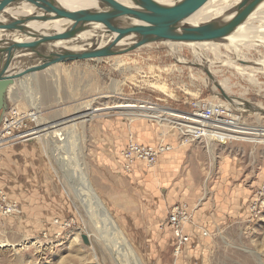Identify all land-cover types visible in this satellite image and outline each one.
<instances>
[{
	"label": "rangeland",
	"instance_id": "374dc122",
	"mask_svg": "<svg viewBox=\"0 0 264 264\" xmlns=\"http://www.w3.org/2000/svg\"><path fill=\"white\" fill-rule=\"evenodd\" d=\"M253 39L246 44H255L240 46L245 60L236 59L224 39L213 41L216 53L201 48L208 58L202 63L191 43H150L120 55L60 63L32 79L41 96L39 114L46 122L57 126L76 115L82 160L68 155L67 149L62 157L73 169L84 167L83 175L140 264H184L182 255L173 254L174 236L166 220L174 203L191 197L194 202H186L192 222L185 229L191 232L187 246L195 247L185 253L189 264H264V203H255L264 183V114L251 108L264 110V43ZM228 62L247 66L246 72ZM205 68L220 85L226 83V94L244 103L240 107L245 110L237 114L255 140L235 136L213 145L211 152L208 140L182 142L180 125L130 115L154 113L180 122L181 111L189 110L195 100L226 101ZM15 92L5 113L33 109H28L26 98L16 100ZM84 118L88 120L81 123ZM39 127L43 133L37 139L45 145L23 139L6 144L0 153V190L19 209L14 214L0 212V245L8 244L0 246V264H115L73 200L69 176L46 139L48 133ZM140 136L173 147L172 169L164 171L167 180L156 177L153 183L151 177L129 174L120 166L119 150L129 137ZM174 140L196 145L192 159L174 149ZM240 194L243 200L233 202ZM252 208L259 210L256 216ZM203 230L208 235L202 236Z\"/></svg>",
	"mask_w": 264,
	"mask_h": 264
},
{
	"label": "water",
	"instance_id": "95a60500",
	"mask_svg": "<svg viewBox=\"0 0 264 264\" xmlns=\"http://www.w3.org/2000/svg\"><path fill=\"white\" fill-rule=\"evenodd\" d=\"M206 1L172 0L165 4L157 0H129L130 5L127 6L116 0H94L89 5L76 4L77 0L63 3L52 0H0V11L6 7H31L34 11L17 18L0 16V31H6L1 32L4 33L2 35L18 31L25 36L23 40L0 37V122L8 100H13L16 86L26 76L33 79L31 76L36 73L60 63L120 55L155 42L222 40L264 0H241L235 14L226 22L213 20L183 25V20ZM55 17H60L61 21L47 29L30 26L31 22L45 23ZM90 23L98 25L99 35L112 33L111 38L101 45L80 50L54 46L56 42L77 39ZM126 37H132L133 41L122 44ZM94 39L87 38L86 42ZM47 44L51 49L46 47ZM24 54L30 55L21 56ZM14 61H26L27 65L16 71L12 67ZM203 70L219 89L222 98L231 103L234 99L226 94L210 70ZM251 108L264 114V110Z\"/></svg>",
	"mask_w": 264,
	"mask_h": 264
},
{
	"label": "bare ground",
	"instance_id": "6f19581e",
	"mask_svg": "<svg viewBox=\"0 0 264 264\" xmlns=\"http://www.w3.org/2000/svg\"><path fill=\"white\" fill-rule=\"evenodd\" d=\"M56 2H66V0H52ZM119 3H122L124 5L129 6L130 2L129 0H116ZM162 3H169L172 0H157ZM241 0H207L200 8H198L193 14H191L189 17L183 20V25H197L209 21H220V22H226L232 18V16L236 12V7L238 3ZM94 2V0H77L76 4L80 5H89L90 3ZM33 9L31 7L29 8H20V7H6L0 11V16L4 17H10L13 15H24L25 13H33ZM60 17H55L47 22H52L58 24L61 19ZM66 20V19H64ZM255 21L259 22V24H254ZM45 22V23H47ZM44 23L39 22H31L30 26L34 28H41L40 25H43ZM41 29H47V28H41ZM98 25L95 23H90L88 25V29L82 33H80L77 37V39H69L66 41H60L53 43L55 47H64L69 50H80L88 47H94L97 45H101L105 43L109 38H111L112 33L108 34H98ZM4 33H1V35ZM23 36V35H22ZM95 38L93 41L86 42L87 38ZM253 37L255 39L260 40V42L264 43V1H262L253 11L252 13L247 17V19L242 22L236 29L227 35L224 40H227L226 47L235 53V58L239 60H245V55L241 52L240 46H246L249 43L246 44V42L249 41V39ZM15 38H21V35H16ZM25 38V36H24ZM133 41L132 37H126L124 38L121 43L122 44H128ZM213 41H201V42H172V41H162V42H155V43H191L194 46V54L196 55L197 61L202 62H208L207 55L202 51L201 48H207L208 50L212 51L213 53H216V44L213 43ZM252 42L251 44H253ZM250 44V45H251ZM255 44V43H254ZM207 46V47H206ZM47 48L51 49L49 45H46ZM141 47V46H140ZM139 48V47H138ZM199 53V54H198ZM30 55V54H29ZM28 56V55H26ZM202 58H201V57ZM180 61H182L181 58H179ZM25 66L26 61L22 62L19 61ZM211 63V60L209 61ZM214 62V61H212ZM245 62V61H243ZM232 66L235 67V69H239V71L247 69V66L245 67H237V65L233 62ZM228 62V64H231ZM248 63V62H247ZM24 68V67H23ZM22 69V68H20ZM19 69V70H20ZM208 69V68H207ZM211 72V70H210ZM31 78H34V76H31ZM29 80L30 82H27ZM32 79L26 78L21 79V82L19 83V88L22 89L24 98L29 102L30 106L33 109L27 110L30 112L31 119L36 118V120L39 122L40 125H38V122H36V127L32 131V135L28 137V139H34L42 143L41 140L37 139L39 134H42V131L39 126L43 130H46L47 138L49 139V144L51 145V148L54 150L56 157L58 161L62 162L61 165H63L64 173L68 177L69 184L68 186L71 187L74 191V198L73 200L77 202L78 207L82 212H84L87 217L91 220V223L93 224L95 230L97 231L98 238L101 240L100 243L104 248L108 249V252L113 256V260L115 261V264H140L139 258L136 257V253L132 247V245L126 240L123 232L118 228L115 221L111 218V216L108 214L107 210L105 209L102 200L98 197L95 190L92 188L91 184L88 182V179L86 176L83 175L85 169L84 167L78 168L75 167L74 169L72 166L68 164L69 159H64L62 157V150L67 149L68 155L72 153L73 158H80L78 157V149L80 146V135L78 133V121H76L74 114L71 120L64 121L61 124L55 126L52 122H46L42 116L39 114L41 111V105H40V93L36 91L37 89L32 87L33 84H31ZM28 83V84H27ZM116 84V83H115ZM221 87L225 88L226 83L222 82ZM18 88V87H17ZM216 97V96H215ZM219 102H222L226 104L232 111H244L245 109L241 108L244 103L242 102H236L235 100L231 101L229 104L228 101H223L221 99H218ZM137 117H147V118H156L159 121L166 120L171 123L180 125V122L177 120H168V118L161 117L162 115L159 114H149V113H136V114H130ZM85 120H88V118H84L80 120V122H84ZM50 121V120H49ZM63 121V120H62ZM54 122V121H53ZM52 130H49L51 129ZM49 130V131H48ZM49 132H55V134H49ZM243 139H253L255 140L256 137L253 136H247V135H236ZM45 139V138H44ZM18 140H10V142L7 143H14ZM214 139H208V142H212ZM22 141V140H21ZM42 145H45V143H42ZM171 149V147H170ZM81 159V158H80ZM82 160V159H81ZM98 216H97V214ZM191 217L193 215L192 210L190 211ZM100 217L101 219H99ZM189 223V220L186 222ZM185 223V224H186ZM37 246V242H34ZM33 243V244H34ZM118 245V246H117ZM0 246H8V244H1ZM20 246H25V241L20 243ZM115 246V248L113 247ZM118 249V250H117ZM253 253V252H252ZM137 258V259H136ZM138 260V263H137Z\"/></svg>",
	"mask_w": 264,
	"mask_h": 264
},
{
	"label": "built area",
	"instance_id": "2783aa9c",
	"mask_svg": "<svg viewBox=\"0 0 264 264\" xmlns=\"http://www.w3.org/2000/svg\"><path fill=\"white\" fill-rule=\"evenodd\" d=\"M30 112H17L11 110L2 116L0 122V153L10 140L25 139L32 135L36 127V118L31 119ZM30 123H33L31 126ZM240 115L237 111H232L226 104L217 101L195 100L191 102V108L187 111H181L180 130L181 141L184 143L194 141H207L214 139L216 144H225L234 140L236 135L247 134L245 126L241 124ZM244 129V130H242ZM255 131V130H254ZM249 136L255 134L248 133ZM261 137H264L261 136ZM158 143L156 145L137 144L130 140L121 150L119 157L122 159L121 167L126 172H130L133 164L141 161L146 168H152L157 163L160 154L168 151L170 145ZM1 155V154H0ZM0 156V161H1ZM256 202L264 203V183L259 187ZM261 206V205H259ZM254 216L259 212L258 209L252 208ZM189 206L185 203H177L169 210L166 224L171 229L174 236L173 254L175 257L180 256L185 246L190 243L191 232L186 230L185 223L191 221ZM0 212L5 214H14L19 212L17 206L6 200V195L0 190ZM208 235L207 231H202V236Z\"/></svg>",
	"mask_w": 264,
	"mask_h": 264
},
{
	"label": "crops",
	"instance_id": "0c3cea01",
	"mask_svg": "<svg viewBox=\"0 0 264 264\" xmlns=\"http://www.w3.org/2000/svg\"><path fill=\"white\" fill-rule=\"evenodd\" d=\"M25 14H30V13H25ZM14 16V18H17V17H20L19 15H13ZM23 16V15H22ZM55 25V23H52V22H47V23H44L43 25H40V27L41 28H48V27H50V26H54ZM1 32H6V31H0V37L1 36H7V37H9V38H12V39H14V40H23V38H24V35L22 36V34H20L18 31H14L13 33H10V34H8V35H1ZM16 35H21V38H15V36ZM26 55H29V54H24V55H21V56H26ZM12 67H13V70H19L20 68H23V67H25V65L24 64H22L21 62H19V61H14L13 62V64H12ZM41 72V71H40ZM36 76V74L34 75V77ZM27 82H30L29 80L27 81ZM28 84V83H27ZM31 84H33L32 83V81H31ZM21 88V87H20ZM19 87H18V89H19V92H18V89H17V91H16V89H15V98H16V100H19V99H21V98H24V94H23V91H22V89H20ZM14 99V98H13ZM29 103V102H28ZM10 105V104H9ZM29 108H31V106H30V104H29V107H28V109ZM41 108V107H40ZM10 109V108H9ZM264 128V127H263ZM136 139V138H135ZM133 139V137H129L128 139H127V141H126V143L124 144V146L126 145V144H128V142H130V140L131 141H133V142H135V143H137V144H144V145H156L157 143V139L155 140V141H153V142H145L144 141V139H147V136H144V137H142V136H140V138H138V140L136 139ZM174 143L175 144H173L174 146L176 145V147H174V149L176 150V149H178L177 151H178V153L179 154H183V152H186V153H188V155L189 156H191V159H192V152H193V150H194V148L196 147V145H191V146H183V145H181L178 141H176V140H174ZM214 142H206V148H207V151H211L212 152V147H213V145H215L216 143H214ZM180 144V145H179ZM172 145V146H173ZM123 146V147H124ZM122 147V148H123ZM6 149V148H5ZM5 149L3 150V152L5 151ZM172 149H173V147L171 148V149H169L168 151H166V152H164V153H162V154H160V156L158 157V160H157V163H156V165L154 166V167H152V169H154V170H160V172L161 173H159V171L157 172V171H147V169H150V168H146L145 166H144V164L141 162V161H137V162H135L134 164H133V168H132V170L130 171L131 173H133V174H135V175H139V176H141V177H146V178H148V177H151V178H148L150 181L152 180V182L154 183L155 182V178L156 177H163V176H167L166 177V180L169 178L168 177V175L167 174H165L164 173V171L165 172H169L170 171V169H172V165H171V162H170V160H171V158L173 157V152H171L172 151ZM213 149H215V147H213ZM168 153V154H167ZM172 153V154H171ZM4 154H5V152H4ZM118 157V162H119V164H120V166H121V162H122V159L119 157V155L117 156ZM211 158H213V155H212V157ZM214 159H215V157H214ZM213 159V160H214ZM197 160V159H196ZM195 165H197V164H195ZM135 169V170H134ZM152 169H150V170H152ZM130 172H129V174H130ZM164 173V174H163ZM180 185V184H179ZM243 198H244V195L243 194H240V195H238L237 197L234 195L233 196V202H237V203H240L239 201H242L243 200ZM182 199V198H181ZM194 198H192L191 197V201L189 200H186V201H188L190 204H192L193 202H194ZM183 201V200H182ZM182 201H179V202H176V203H182ZM186 201H184L186 204H189V203H187ZM192 202V203H191ZM176 203H174V204H176ZM189 204V205H190ZM197 211V210H196ZM188 231H189V229H188ZM195 246H187V248H185V250H184V252L181 254L182 255V258H183V262H184V264H189V262H188V254H185V253H188L189 251H192L193 250V248H194ZM201 249H203V248H201ZM200 249V250H201ZM183 254H185V258H184V256H183ZM190 254V253H189ZM180 255V256H181ZM172 264H174V263H172Z\"/></svg>",
	"mask_w": 264,
	"mask_h": 264
}]
</instances>
